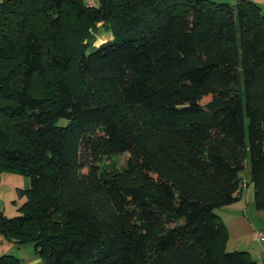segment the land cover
<instances>
[{
  "label": "trees",
  "instance_id": "1",
  "mask_svg": "<svg viewBox=\"0 0 264 264\" xmlns=\"http://www.w3.org/2000/svg\"><path fill=\"white\" fill-rule=\"evenodd\" d=\"M248 161L264 209L257 1L0 0V236L39 264H257L217 212Z\"/></svg>",
  "mask_w": 264,
  "mask_h": 264
},
{
  "label": "rangeland",
  "instance_id": "2",
  "mask_svg": "<svg viewBox=\"0 0 264 264\" xmlns=\"http://www.w3.org/2000/svg\"><path fill=\"white\" fill-rule=\"evenodd\" d=\"M108 36L102 33V37ZM102 40V39H101ZM129 152L114 156L119 165H125ZM247 169L241 171V176L246 178L249 185L245 187L241 202L235 201L229 205L217 209L223 217L228 230V250H248L253 258L261 264L264 261V240L259 241L256 236L258 231L264 233V209L259 208L255 201V186L251 180L250 162ZM0 210L8 216L20 213L19 207L26 199L23 190L30 186L28 176L17 170H6L0 173ZM28 183V184H27ZM240 203V204H239ZM0 250L2 253L14 254L22 259H32L34 244L28 243L22 246L10 243L0 236ZM29 262V261H28Z\"/></svg>",
  "mask_w": 264,
  "mask_h": 264
},
{
  "label": "crops",
  "instance_id": "3",
  "mask_svg": "<svg viewBox=\"0 0 264 264\" xmlns=\"http://www.w3.org/2000/svg\"><path fill=\"white\" fill-rule=\"evenodd\" d=\"M89 1H96V0H89ZM225 1H230V2H232V3H236L237 2V0H225ZM255 1H257L261 6H262V8L264 9V0H255ZM2 180V178L0 177V181ZM28 184V183H27ZM29 187V184L27 185V188ZM241 198H242V195H241ZM241 199H239V201H240ZM238 201V200H237ZM241 202V201H240ZM240 204V203H239ZM5 253V252H4ZM1 254H3L2 253V250H0V255ZM32 259H30V260H27V259H29V257L27 258V259H23V261H24V264H39L40 262H41V259L35 254V253H33L32 254ZM29 261V262H28ZM257 261V260H256ZM257 264H261V262H259V261H257ZM262 264H264V261H263V263Z\"/></svg>",
  "mask_w": 264,
  "mask_h": 264
},
{
  "label": "built area",
  "instance_id": "4",
  "mask_svg": "<svg viewBox=\"0 0 264 264\" xmlns=\"http://www.w3.org/2000/svg\"><path fill=\"white\" fill-rule=\"evenodd\" d=\"M91 4H93V1H91ZM245 187L247 186V184L244 185ZM256 238L259 240V241H263L264 240V233L262 231H258L257 232V236Z\"/></svg>",
  "mask_w": 264,
  "mask_h": 264
}]
</instances>
